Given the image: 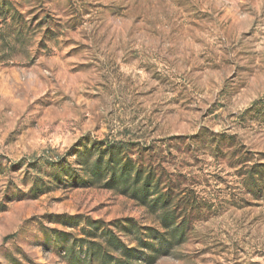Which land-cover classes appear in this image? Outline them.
<instances>
[{
	"label": "rangeland",
	"instance_id": "1",
	"mask_svg": "<svg viewBox=\"0 0 264 264\" xmlns=\"http://www.w3.org/2000/svg\"><path fill=\"white\" fill-rule=\"evenodd\" d=\"M0 264H264V0H0Z\"/></svg>",
	"mask_w": 264,
	"mask_h": 264
},
{
	"label": "trees",
	"instance_id": "2",
	"mask_svg": "<svg viewBox=\"0 0 264 264\" xmlns=\"http://www.w3.org/2000/svg\"><path fill=\"white\" fill-rule=\"evenodd\" d=\"M124 165V164H123ZM125 166V165H124ZM136 174H138V173H136ZM149 187H150V185H148L146 182L144 183V190H145V192L147 193V191H148V189H149ZM153 239H156V237H153ZM158 239V238H157ZM146 245H147V247H148V249L149 250H153L154 251V253H157L159 250H158V248L156 249V248H154L156 245H153V244H150V243H146Z\"/></svg>",
	"mask_w": 264,
	"mask_h": 264
}]
</instances>
